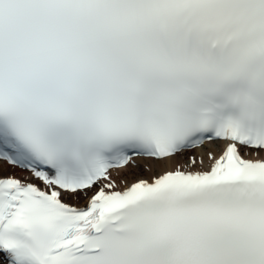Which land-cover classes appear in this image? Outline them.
<instances>
[{"label":"snow or ice","instance_id":"1","mask_svg":"<svg viewBox=\"0 0 264 264\" xmlns=\"http://www.w3.org/2000/svg\"><path fill=\"white\" fill-rule=\"evenodd\" d=\"M0 264H264V0H0Z\"/></svg>","mask_w":264,"mask_h":264}]
</instances>
